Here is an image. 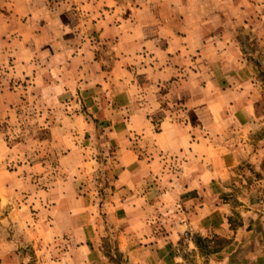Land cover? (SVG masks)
<instances>
[{"label": "crops", "instance_id": "crops-1", "mask_svg": "<svg viewBox=\"0 0 264 264\" xmlns=\"http://www.w3.org/2000/svg\"><path fill=\"white\" fill-rule=\"evenodd\" d=\"M102 1L105 16L94 18L91 12L85 24L92 25L100 38L115 42V57L119 59L114 69L122 73L120 82L102 84L109 92L107 97L111 94L105 104L109 101L112 107L108 115L111 127L106 132L108 144L119 153L118 163L112 162L117 169L116 179L101 204L105 227L98 224L90 196L65 193L62 188L67 185L65 179L73 185L70 179H74L68 176L77 170L94 168L85 154L89 151L84 149L91 148L90 130L84 131L88 139L78 150L74 142L63 139L65 131L57 129L60 135L55 147L66 153L58 159L62 173L54 178V188L41 194L39 201L24 190L11 188L13 176L0 164V214L7 211L0 222H17L12 226L14 237L26 239L24 243L0 240V264H116L119 261L114 260L115 253L135 264H163L171 241L151 233L145 203L148 196L143 188L148 190L145 186L156 180L159 170L164 171L165 158L180 155L187 160L196 155L197 168L201 173L207 170L208 165L203 169V155L210 146L204 138L227 124L230 111L240 128L242 124L248 127L264 122V95L258 92V84H223L229 74L253 67L242 65V46L248 41L264 42V15L256 13L258 3L262 6L264 0ZM6 2L2 5H8L10 17L22 21L27 18L25 24L31 21L32 1L15 5L10 4L13 0ZM91 2L95 3L94 9L99 7L96 0ZM56 4L58 9L59 2ZM20 6L24 14L16 11ZM40 7L53 19L50 6L40 2ZM127 9L134 12L128 15ZM59 18L57 13L56 22L42 23L37 36L31 31L20 34L21 40L42 42L55 37L61 33L58 26H64ZM54 24L56 32L50 28ZM74 71L77 74L80 69ZM247 85L254 88L244 92ZM135 135L143 142L150 140L157 155L140 158L139 148L132 151L128 140ZM71 158L78 162L70 163ZM228 159L222 152L212 160L219 177L229 167ZM5 173L10 177L6 178ZM203 179L200 176L196 181L206 184ZM197 222L190 219L188 225ZM104 233L113 239L116 251L106 247ZM26 249L33 251L32 257L24 254Z\"/></svg>", "mask_w": 264, "mask_h": 264}, {"label": "rangeland", "instance_id": "rangeland-1", "mask_svg": "<svg viewBox=\"0 0 264 264\" xmlns=\"http://www.w3.org/2000/svg\"><path fill=\"white\" fill-rule=\"evenodd\" d=\"M3 1L6 4L7 0H0V15H5L0 16V164L13 176L14 182L9 186L34 195V200L39 201L41 194L54 188V178L62 173L58 159L66 153L55 147L60 135L56 130L65 131L63 139L82 150L88 139L83 134L89 128L91 148L84 149L89 151L85 154L94 168L77 170L68 176L74 179H70L73 185L65 179L67 185L62 188L65 193L90 196L98 224L104 228L101 204L116 179L117 169L112 162L118 163L119 153L108 144L106 132L111 127L108 115L112 107L109 101L105 104L111 94L107 97L109 92L102 84L120 82L122 73L114 69L119 59L115 57V42L100 38L92 25L85 24L91 12L94 18L105 16L103 1L96 0L99 7L94 9L91 1L95 0H29L35 9L26 24L27 18L22 21L10 17ZM23 1L13 0L10 4ZM40 2L53 9V19L41 10ZM263 5L258 3L257 16L264 15ZM16 11L25 13L23 6ZM127 12L130 15L134 11ZM57 13L64 23L58 26L60 34L42 42L21 40L23 33L40 34L41 24L56 22ZM50 28L57 31L55 24ZM263 44L244 43L242 65L253 67L229 74L225 77L229 81L223 84H258V92L264 95ZM76 67L80 69L77 74ZM249 88L247 85L243 91L248 92ZM227 117V124L204 138L210 146L203 155V169L208 165L207 170L201 173L197 168L196 155L187 160L180 155L165 158L164 171L159 170L156 180L145 186L148 190L143 188L148 196L145 203L151 233L171 241L163 264H264V122L248 127L242 124L240 128L232 119V111ZM137 137L128 140L132 151L139 148L140 158L157 155L150 140L143 142ZM222 152L229 157V167L221 178L214 172L212 160ZM69 162L78 159L71 158ZM184 163H188L186 170ZM5 176L10 177L8 173ZM200 176L206 184L197 183ZM6 213L3 210L2 214ZM2 214L0 219H4ZM190 219L199 222L188 225ZM13 222H0V240L24 243V237H14L13 224L17 222ZM102 237L106 247L116 251L113 239L105 233ZM25 253L33 256L28 249ZM115 257L119 261L116 264H135L124 261L123 254L115 253Z\"/></svg>", "mask_w": 264, "mask_h": 264}]
</instances>
